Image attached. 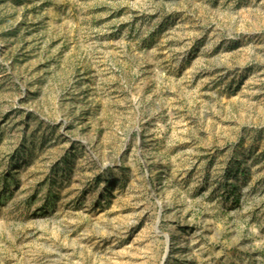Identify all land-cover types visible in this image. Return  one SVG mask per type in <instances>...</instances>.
<instances>
[{
	"label": "rangeland",
	"instance_id": "rangeland-1",
	"mask_svg": "<svg viewBox=\"0 0 264 264\" xmlns=\"http://www.w3.org/2000/svg\"><path fill=\"white\" fill-rule=\"evenodd\" d=\"M0 264H264V0H0Z\"/></svg>",
	"mask_w": 264,
	"mask_h": 264
}]
</instances>
